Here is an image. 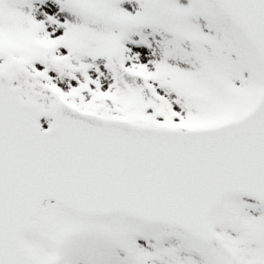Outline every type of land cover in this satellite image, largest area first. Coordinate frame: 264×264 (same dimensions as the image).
Listing matches in <instances>:
<instances>
[{"label": "snow or ice", "instance_id": "1", "mask_svg": "<svg viewBox=\"0 0 264 264\" xmlns=\"http://www.w3.org/2000/svg\"><path fill=\"white\" fill-rule=\"evenodd\" d=\"M0 264H264V0H0Z\"/></svg>", "mask_w": 264, "mask_h": 264}, {"label": "rangeland", "instance_id": "2", "mask_svg": "<svg viewBox=\"0 0 264 264\" xmlns=\"http://www.w3.org/2000/svg\"><path fill=\"white\" fill-rule=\"evenodd\" d=\"M180 2L183 3V4H186V3H187V0H180ZM121 7H124V8L127 9L129 6L126 5V4H122ZM38 18H42V17H38ZM60 18L63 19V16H61ZM201 23H203V22L201 21ZM146 31H150V30H146ZM249 202H251V201H249ZM250 212H251L253 215H258V214H259V213H258L257 211H255V210H250Z\"/></svg>", "mask_w": 264, "mask_h": 264}]
</instances>
